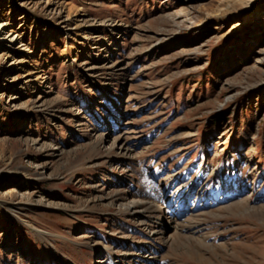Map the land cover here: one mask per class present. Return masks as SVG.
I'll use <instances>...</instances> for the list:
<instances>
[{
	"label": "rangeland",
	"instance_id": "rangeland-1",
	"mask_svg": "<svg viewBox=\"0 0 264 264\" xmlns=\"http://www.w3.org/2000/svg\"><path fill=\"white\" fill-rule=\"evenodd\" d=\"M0 264H264V0H0Z\"/></svg>",
	"mask_w": 264,
	"mask_h": 264
},
{
	"label": "bare ground",
	"instance_id": "bare-ground-1",
	"mask_svg": "<svg viewBox=\"0 0 264 264\" xmlns=\"http://www.w3.org/2000/svg\"><path fill=\"white\" fill-rule=\"evenodd\" d=\"M190 193H188L186 196L183 195V196H180V197H177V203H178V207H180L182 210H183V207H185L186 203L188 202L189 200V195ZM135 204V203H133Z\"/></svg>",
	"mask_w": 264,
	"mask_h": 264
}]
</instances>
